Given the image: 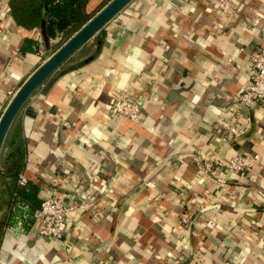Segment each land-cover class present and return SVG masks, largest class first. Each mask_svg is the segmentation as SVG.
<instances>
[{
  "label": "crops",
  "instance_id": "1",
  "mask_svg": "<svg viewBox=\"0 0 264 264\" xmlns=\"http://www.w3.org/2000/svg\"><path fill=\"white\" fill-rule=\"evenodd\" d=\"M9 1L0 0V116L48 57L42 45L21 53L25 37H43L15 22ZM262 25L264 0H231L226 13L216 0H132L108 21L11 125L25 141L27 180L48 194L60 176L65 198L79 204L60 240L5 228L0 264H264V100L244 107L232 142L215 128L248 80ZM120 95L141 104L139 120L109 115ZM237 152L262 163L222 171L220 185L191 160Z\"/></svg>",
  "mask_w": 264,
  "mask_h": 264
},
{
  "label": "trees",
  "instance_id": "2",
  "mask_svg": "<svg viewBox=\"0 0 264 264\" xmlns=\"http://www.w3.org/2000/svg\"><path fill=\"white\" fill-rule=\"evenodd\" d=\"M108 1L102 2L95 12H88V0H10V14L15 22L28 30L40 29L43 37L42 43L32 37H25L20 45L21 53H39L42 45L44 53L51 55ZM100 32L92 38L93 41L100 38ZM53 45L58 46L51 49ZM41 60H44L43 56ZM25 160L24 138L19 130L12 127L0 157V197L5 196L6 205V213L0 218V235L7 227L30 231L35 211L47 195L41 184L33 180H27L23 185L17 183L18 175L24 170Z\"/></svg>",
  "mask_w": 264,
  "mask_h": 264
},
{
  "label": "built area",
  "instance_id": "3",
  "mask_svg": "<svg viewBox=\"0 0 264 264\" xmlns=\"http://www.w3.org/2000/svg\"><path fill=\"white\" fill-rule=\"evenodd\" d=\"M222 13L228 12L231 0H216ZM262 44L250 56L248 80L241 91L228 100L225 116L217 121L215 128L220 133L222 142H232L239 135V128L245 119L244 107L255 105L264 100V25L260 26ZM141 104L126 95L113 99L109 105V115L128 118L137 121L141 116ZM197 172L202 178L214 185L221 184L222 171L235 173L251 172L254 166L261 165L262 161L257 155L237 152L227 162L217 159L209 160L197 153L191 157ZM27 182L26 176L21 172L17 183L23 185ZM53 186L43 198L35 211L32 231L39 238L47 240H60L68 227V218L79 203L70 202L61 190L62 180L53 179ZM180 194L184 192L180 190ZM185 222L186 219L182 217Z\"/></svg>",
  "mask_w": 264,
  "mask_h": 264
},
{
  "label": "water",
  "instance_id": "4",
  "mask_svg": "<svg viewBox=\"0 0 264 264\" xmlns=\"http://www.w3.org/2000/svg\"><path fill=\"white\" fill-rule=\"evenodd\" d=\"M132 0H109L76 33L49 55L18 87L0 116V157L9 129L30 95L72 54L93 38Z\"/></svg>",
  "mask_w": 264,
  "mask_h": 264
},
{
  "label": "rangeland",
  "instance_id": "5",
  "mask_svg": "<svg viewBox=\"0 0 264 264\" xmlns=\"http://www.w3.org/2000/svg\"><path fill=\"white\" fill-rule=\"evenodd\" d=\"M106 1H107V0H104L103 2H106ZM98 8H99V6H98L94 11H91V12H95ZM93 43H94L93 40L87 42V44L84 46V48H82V50H80V52H85L86 49H89V48L93 45ZM53 46H54V45H53ZM53 46L51 47V49L55 48V46H58V45H55L54 47H53ZM80 52L78 51V55H79ZM46 54H47V53H44V56H45ZM76 56H77V55H76Z\"/></svg>",
  "mask_w": 264,
  "mask_h": 264
}]
</instances>
